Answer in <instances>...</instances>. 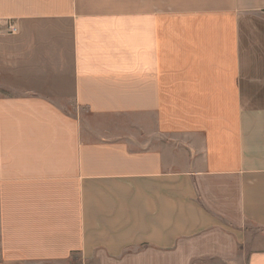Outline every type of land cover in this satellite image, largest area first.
I'll return each instance as SVG.
<instances>
[{"label":"crops","instance_id":"1","mask_svg":"<svg viewBox=\"0 0 264 264\" xmlns=\"http://www.w3.org/2000/svg\"><path fill=\"white\" fill-rule=\"evenodd\" d=\"M0 264H264V0H0Z\"/></svg>","mask_w":264,"mask_h":264},{"label":"rangeland","instance_id":"2","mask_svg":"<svg viewBox=\"0 0 264 264\" xmlns=\"http://www.w3.org/2000/svg\"><path fill=\"white\" fill-rule=\"evenodd\" d=\"M254 233H255V235L258 236V235H262L263 232H262V231H259V230H257V229H255V230H254Z\"/></svg>","mask_w":264,"mask_h":264}]
</instances>
